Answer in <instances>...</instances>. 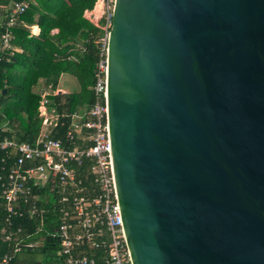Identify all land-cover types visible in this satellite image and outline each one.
<instances>
[{"label": "water", "instance_id": "water-1", "mask_svg": "<svg viewBox=\"0 0 264 264\" xmlns=\"http://www.w3.org/2000/svg\"><path fill=\"white\" fill-rule=\"evenodd\" d=\"M107 108L132 264H264V0H115Z\"/></svg>", "mask_w": 264, "mask_h": 264}, {"label": "built area", "instance_id": "built-area-1", "mask_svg": "<svg viewBox=\"0 0 264 264\" xmlns=\"http://www.w3.org/2000/svg\"><path fill=\"white\" fill-rule=\"evenodd\" d=\"M98 1L100 12L95 11ZM29 2L13 1L6 7L1 52L16 50L12 28ZM114 2L96 0L92 9L85 10V18L101 31L95 41L98 57L91 102L80 111L58 114L50 100L54 90L42 88L37 106L41 122L33 142L0 139V201L5 212L1 232L2 240L12 244L0 264H11L14 253L32 247L23 239L41 232L45 221L52 219L55 227L42 240L57 244L62 264H132L109 148L107 49ZM61 117L69 118V127L62 138H54ZM16 218L32 219L36 229L32 233L14 226Z\"/></svg>", "mask_w": 264, "mask_h": 264}, {"label": "trees", "instance_id": "trees-1", "mask_svg": "<svg viewBox=\"0 0 264 264\" xmlns=\"http://www.w3.org/2000/svg\"><path fill=\"white\" fill-rule=\"evenodd\" d=\"M13 1L22 0H0V34L3 32L1 24L7 16L6 7ZM95 1L32 0L19 15L21 24L12 28L11 43L21 51H14L13 54L0 51V139L14 137L19 141L33 142L41 122L37 112L40 91L33 90L39 80L44 82V88L50 86L51 90L56 89L62 73H68L78 81L79 92L67 96L60 93L50 96L51 105L58 114L71 113L76 107L91 102L92 71L98 57L95 41L101 31L83 13L92 9ZM32 24L39 27L37 36L30 33L28 26ZM54 28L58 31L51 33ZM33 32L36 33L37 29ZM76 45L84 49L80 50ZM3 124H7L5 130H2ZM68 127L69 118L61 117L52 136L62 138ZM1 164L3 162H0V167ZM3 218L0 202V230ZM19 223L25 231H33L37 226L32 221L24 223L15 220V224ZM55 224L54 219L47 220L44 229L53 231ZM55 247L57 250L56 243L46 241L43 250ZM10 249L1 240L0 234V255Z\"/></svg>", "mask_w": 264, "mask_h": 264}, {"label": "crops", "instance_id": "crops-1", "mask_svg": "<svg viewBox=\"0 0 264 264\" xmlns=\"http://www.w3.org/2000/svg\"><path fill=\"white\" fill-rule=\"evenodd\" d=\"M30 1H32V0H30ZM98 4L100 3V1H98L97 2ZM96 3V5H95V10L97 11V4ZM87 11H89V10H87ZM86 14L87 13H85V11H84V13H83V16L85 17L86 16ZM18 24H21V21L19 22L18 21V23L15 25V26H18ZM34 25H37V24H32V25H29L28 27H29V29H30V33H31V31H32V28H33V26ZM58 30H57V28H54V29H52L51 30V33H56ZM39 33V27H38V25H37V32L36 33H34V34H32L31 33V35H34V36H37V34ZM13 47L16 49L15 51H18V52H20L21 51V49H19L18 47H16V46H14L13 45ZM76 48H78V45H76ZM70 82H74V83H76L77 84V86H76V88H72V87H70V86H73L72 84H69ZM44 83V82H43ZM34 88H35V86H34ZM36 91H40V88H38V89H35ZM77 92H79V83H78V81L76 80V78L74 77V76H72V75H70V74H68V73H62L60 76H59V78H58V81H57V85H56V89L54 90V93L55 94H57V93H60V94H63V96H67L68 94H71V93H77ZM86 105L84 104L83 106H78V107H76V109L74 110V111H80L81 109H83L84 107H85ZM1 202V201H0ZM1 207H2V204H1ZM2 209H3V207H2ZM3 211H4V209H3ZM4 214H5V212H4ZM53 216H51V218H52ZM15 220H17V221H19V222H21V219H14L13 220V222H14V226H18V225H20L21 223H19V224H15ZM24 221V223H25V221H27V222H29V221H32V219H29V218H23L22 219V222ZM32 222H34V221H32ZM35 223V222H34ZM3 226H4V218H3ZM3 226H2V228H3ZM1 228V229H2ZM35 229H36V227H35ZM34 229V230H35ZM25 230V229H24ZM34 230L33 231H26V232H34ZM2 230H0V234H1V240H2V232H1ZM52 230H50V229H43L41 232H46L47 234L49 233V232H51ZM40 232H38V233H36V234H33V235H31L30 237H28V238H24L23 240H24V243H30V244H32V247H33V245H35L36 243H38V244H42V246H41V248L43 249L44 247H45V243H44V240H42V238H40L39 237V234ZM36 237V239L38 238L39 239V241L38 242H32V240H34V238ZM35 239V240H36ZM3 241V240H2ZM4 242V241H3ZM7 243V242H6ZM8 244V243H7ZM8 247L9 248H12V244L10 245V244H8ZM26 248H31V247H26ZM25 247L24 248H22V250L21 251H23L24 249H26ZM9 251V250H8ZM0 252H1V250H0ZM18 252H20V251H18ZM18 252H16V253H18ZM6 253V252H5ZM4 253V254H5ZM16 253H14V256H13V259H12V262H11V264H15V254ZM56 254H57V252H56ZM3 256V254H1L0 255V258ZM58 256V255H57Z\"/></svg>", "mask_w": 264, "mask_h": 264}, {"label": "rangeland", "instance_id": "rangeland-1", "mask_svg": "<svg viewBox=\"0 0 264 264\" xmlns=\"http://www.w3.org/2000/svg\"><path fill=\"white\" fill-rule=\"evenodd\" d=\"M69 84H72L76 88L77 84L74 82H70ZM44 88V83L42 80H39L38 83L35 85V89ZM3 127H7V124H3ZM40 238H43L47 235L46 232H40L39 234ZM36 237L32 242H38L39 239ZM43 244V243H42ZM42 244L36 243L31 247L30 249H24L23 251H20L15 254V264H62L59 257L56 254V247L55 248H47L43 250L41 248ZM26 248V247H25Z\"/></svg>", "mask_w": 264, "mask_h": 264}, {"label": "bare ground", "instance_id": "bare-ground-1", "mask_svg": "<svg viewBox=\"0 0 264 264\" xmlns=\"http://www.w3.org/2000/svg\"><path fill=\"white\" fill-rule=\"evenodd\" d=\"M96 9H97V11L95 10L96 12H100V9H101V1H100V3L97 5V8H96Z\"/></svg>", "mask_w": 264, "mask_h": 264}]
</instances>
